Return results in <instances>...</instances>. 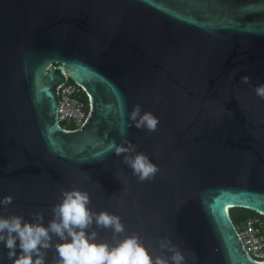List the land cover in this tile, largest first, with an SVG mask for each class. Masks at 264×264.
<instances>
[{"label":"water","instance_id":"water-1","mask_svg":"<svg viewBox=\"0 0 264 264\" xmlns=\"http://www.w3.org/2000/svg\"><path fill=\"white\" fill-rule=\"evenodd\" d=\"M68 79L90 104L72 130L57 119ZM261 84L264 0H0V199L13 197L0 216L41 212L47 226L75 188L153 257L172 255L168 238L186 264H264L229 212L264 216ZM135 105L158 118L154 132L128 127ZM125 140L158 166L154 179L132 174L124 155L135 153L109 150ZM7 251L0 264H12Z\"/></svg>","mask_w":264,"mask_h":264},{"label":"clouds","instance_id":"clouds-1","mask_svg":"<svg viewBox=\"0 0 264 264\" xmlns=\"http://www.w3.org/2000/svg\"><path fill=\"white\" fill-rule=\"evenodd\" d=\"M241 81L247 84L250 78L244 76ZM254 90L258 97L264 99V84ZM141 112L140 105L133 107L129 114L132 124L128 127L154 132L158 118L150 112ZM112 148L117 156L135 153L124 155V163L132 169L139 182L155 178L158 166L146 154L136 152V145L131 141L125 140L120 145L112 141L109 150ZM61 197V201L52 208L53 218L47 226L41 212H33L31 222L21 215L0 216V244L8 250L7 257L12 264H47L49 250H54V264H186L183 253L168 238L160 241L161 252L167 250L172 253L168 258L164 255L153 257L138 235L119 239L125 232L121 218L106 210L92 211L87 192L73 188L62 191ZM12 201V196H5L0 199V205L6 207ZM95 228L110 229L116 243L98 242Z\"/></svg>","mask_w":264,"mask_h":264},{"label":"built area","instance_id":"built-area-1","mask_svg":"<svg viewBox=\"0 0 264 264\" xmlns=\"http://www.w3.org/2000/svg\"><path fill=\"white\" fill-rule=\"evenodd\" d=\"M90 115V104L85 88L68 79L59 86V106L57 119L59 124L72 130L81 127ZM238 234L247 252L254 261L264 260V218L247 217Z\"/></svg>","mask_w":264,"mask_h":264},{"label":"trees","instance_id":"trees-1","mask_svg":"<svg viewBox=\"0 0 264 264\" xmlns=\"http://www.w3.org/2000/svg\"><path fill=\"white\" fill-rule=\"evenodd\" d=\"M230 215L236 227L241 228L244 220L249 216H260L264 218L263 215H260L256 211L246 209L243 207H233L229 209Z\"/></svg>","mask_w":264,"mask_h":264}]
</instances>
